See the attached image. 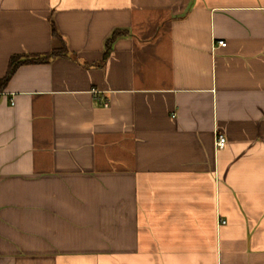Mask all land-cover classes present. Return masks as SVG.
Returning a JSON list of instances; mask_svg holds the SVG:
<instances>
[{
  "label": "crops",
  "instance_id": "1",
  "mask_svg": "<svg viewBox=\"0 0 264 264\" xmlns=\"http://www.w3.org/2000/svg\"><path fill=\"white\" fill-rule=\"evenodd\" d=\"M51 24L73 58L0 91V264H264V0H0V77Z\"/></svg>",
  "mask_w": 264,
  "mask_h": 264
},
{
  "label": "trees",
  "instance_id": "2",
  "mask_svg": "<svg viewBox=\"0 0 264 264\" xmlns=\"http://www.w3.org/2000/svg\"><path fill=\"white\" fill-rule=\"evenodd\" d=\"M124 30L122 29H114L111 31L109 36L106 38L104 42V53L103 55H107L111 48V44L114 42L116 38L124 34ZM51 38L56 42V45L51 48V50L44 54H37V55H29L26 56V58H21V55L14 54L9 59V64L6 70V73L4 76L0 77V91L4 88V86L7 84L9 78L12 76L13 72L15 71L16 67L20 63H40V62H47L49 59L57 56H67L70 58L71 53L68 50V47L64 41V39L61 37V35L58 33L56 27L54 24H51ZM105 57H103L104 59Z\"/></svg>",
  "mask_w": 264,
  "mask_h": 264
},
{
  "label": "built area",
  "instance_id": "3",
  "mask_svg": "<svg viewBox=\"0 0 264 264\" xmlns=\"http://www.w3.org/2000/svg\"><path fill=\"white\" fill-rule=\"evenodd\" d=\"M218 44L221 45V46H224L225 45V41L224 40H219ZM225 141H226L225 135L222 134V133H217L215 135V140H214V145H215L216 149L223 148L224 145H225ZM218 221L221 224L225 222V220H223V219H220Z\"/></svg>",
  "mask_w": 264,
  "mask_h": 264
}]
</instances>
